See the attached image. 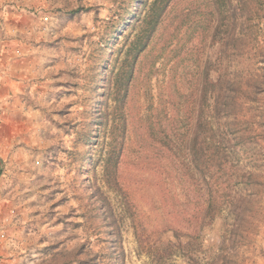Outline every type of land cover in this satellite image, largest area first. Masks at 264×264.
Segmentation results:
<instances>
[{
    "label": "rangeland",
    "instance_id": "1",
    "mask_svg": "<svg viewBox=\"0 0 264 264\" xmlns=\"http://www.w3.org/2000/svg\"><path fill=\"white\" fill-rule=\"evenodd\" d=\"M49 1L68 8L70 21L61 23L60 31L57 25L47 30L55 41L61 37L57 44L47 40L39 47L33 87L0 109V119L8 122H0V137L6 139V155L0 157V264H76L72 251L80 244L98 254V264H264V0H255L244 16L238 14L237 0H229L223 13L210 0H175L150 44L158 47L175 35L164 65L157 62L151 70L153 105L158 87L170 85L165 95L171 93L173 105L182 103L173 106L177 115L182 117L183 103L194 106L188 100L193 98L215 134L224 127L216 101L220 74L261 75L263 83L245 86L253 119L230 135L235 176L224 191L228 205L248 206L254 199L263 207L262 220L249 235L236 223L252 220L253 210L239 217L226 208L200 226L208 176L181 167L180 178L166 177L168 172L175 176L173 161L184 152L161 146L174 143L172 134L156 139L169 125L164 111L156 119L162 128L156 121L144 126L154 108H146L142 97L135 99L139 82L127 104L121 187H104V137L97 134L96 112L153 0ZM228 23L249 42L245 52L234 50L223 32ZM205 72L213 88L204 84ZM171 106L165 111L170 113ZM177 125L184 134L188 125ZM101 191L109 196V208L98 196Z\"/></svg>",
    "mask_w": 264,
    "mask_h": 264
},
{
    "label": "trees",
    "instance_id": "2",
    "mask_svg": "<svg viewBox=\"0 0 264 264\" xmlns=\"http://www.w3.org/2000/svg\"><path fill=\"white\" fill-rule=\"evenodd\" d=\"M174 2L175 0H153L148 4L146 13L141 19L136 33H134L133 38L127 44L124 55L119 62L118 70L110 78V90L102 93V99L99 103L100 107L96 112L97 122L95 123V126H99L97 134L102 133L104 137V142L101 145L105 149L104 157H101L103 167L102 181L104 182V187L108 190L111 187L113 189L121 187L122 181L119 180L118 169L122 163V155L126 148L127 104L130 93H132L137 82H139L138 85H140L141 91L140 93L139 90L136 91L135 99L137 100L138 96L142 97L144 102L147 103L146 108H154L152 121L146 122L144 126H152L158 115L164 111L165 116H168L166 125H169L164 127V130L159 131V133L165 134L160 137L156 136V139H168L172 134V137H174L171 140L174 143L169 145V140L168 143H163L161 146H165L167 150L174 148L180 151L182 149L184 152L181 158L177 156L173 161V167L176 168L175 176L174 173L169 174L168 172L166 173V177H169L170 180L175 177L180 178L182 175L180 173L181 167L190 170L194 175H201L204 178L208 176V181H206L207 196L205 199V212L200 226L204 228V225L210 224L226 208H231L236 216L241 215L245 209L249 212L253 210L252 220L247 219L243 221L240 218L241 222L238 221L236 223L237 227L243 225V232L249 235L256 230L259 222H261L263 207L256 204L254 199L251 205L248 206H241L237 203L228 205L229 201L225 200L226 198L224 199V191L230 187L231 180L235 176L233 165V155L235 153L232 145L229 143L230 135L239 132L246 122H251L253 119L252 115L248 114V106L246 105V102L250 99L251 92L245 86H248L247 84L250 81L259 84L263 83V81L259 78L261 75L252 77L247 73H237L231 78L224 72L220 74L218 84L221 89L216 101L218 104V112H220L219 119H222L224 127L220 129V133L218 134H215L210 126H207V122L202 118L203 108L196 107V104H194L195 99L193 98L188 100L190 101L189 104L194 106L191 107L190 105L188 107V103H183L182 117L180 118L177 115L173 106L182 103L178 102L173 105V101L170 99L171 93L168 92V95H165L170 85L165 84L158 87L156 105H153L152 101L154 98L150 82L151 70L157 62L164 65L166 49L168 44H170V39H173L175 35L173 33L170 39H167L169 40L168 42L160 44L158 47H153L150 44L168 8ZM210 2L213 4V7L215 5L218 8V12L220 13L228 12L229 6H231L229 0H210ZM254 2L255 0H237L236 8L239 11V16H244L249 12L253 8ZM226 18H228V15ZM225 27L226 29L223 32L234 43L232 44L234 50L245 52L246 48L249 47V42L245 39L244 35H240L239 32L235 33L234 27L231 26L230 28L229 23ZM213 32L216 34L218 30L215 28ZM219 39L225 40V36ZM227 43L228 41L224 42L223 47ZM149 46L150 48H148ZM221 52H223V49ZM163 60L164 62H162ZM260 60L264 63V54ZM171 68L174 69L175 67L171 66ZM262 75L264 78V73ZM202 77L205 80L204 84H209L213 88L212 82L208 79L207 72L203 73ZM203 90L201 103L205 101V95H207L206 88ZM188 97H192V95ZM170 105L172 106L169 107L171 111L169 113L165 110L167 109L166 106ZM178 121L185 122L184 126L188 125L184 134L178 131ZM155 123L158 129L162 128V123L159 120ZM215 135L221 137L215 139ZM250 177L256 178L257 176L251 173ZM98 196L101 198L103 206L109 208V196L104 194L103 191L98 192ZM108 212L110 213L111 209ZM177 224L179 227L180 223ZM107 226H113V222L107 221ZM177 246L183 247L182 240L179 237H177ZM72 254L73 259L71 261L76 264H98V254L92 250L85 249L83 244L78 245L72 251Z\"/></svg>",
    "mask_w": 264,
    "mask_h": 264
},
{
    "label": "crops",
    "instance_id": "3",
    "mask_svg": "<svg viewBox=\"0 0 264 264\" xmlns=\"http://www.w3.org/2000/svg\"><path fill=\"white\" fill-rule=\"evenodd\" d=\"M54 6L46 0H0V109H7L12 99L33 87L31 79L42 52L39 47L47 40L54 42L49 45L57 44L61 37L55 41V34L47 30L56 25L59 30L61 23L70 21L68 8ZM5 144V137H0V157L6 155Z\"/></svg>",
    "mask_w": 264,
    "mask_h": 264
}]
</instances>
